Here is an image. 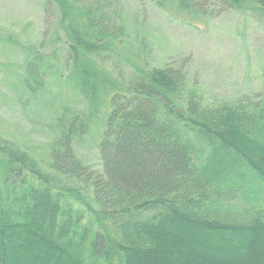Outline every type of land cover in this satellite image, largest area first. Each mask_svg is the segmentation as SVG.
I'll list each match as a JSON object with an SVG mask.
<instances>
[{"label":"trees","instance_id":"1","mask_svg":"<svg viewBox=\"0 0 264 264\" xmlns=\"http://www.w3.org/2000/svg\"><path fill=\"white\" fill-rule=\"evenodd\" d=\"M177 8L264 15V0ZM44 9L57 12L65 49L33 51L24 88L38 92L59 67L87 107L57 117L47 163L0 138V264H264V64L257 94L206 103L183 66H101L128 37L121 0ZM105 105L95 171L73 143Z\"/></svg>","mask_w":264,"mask_h":264},{"label":"rangeland","instance_id":"2","mask_svg":"<svg viewBox=\"0 0 264 264\" xmlns=\"http://www.w3.org/2000/svg\"><path fill=\"white\" fill-rule=\"evenodd\" d=\"M121 4L128 37L108 58L114 63L101 64L107 71L126 76L154 66H183L206 103L245 99L261 90L263 14L226 9L208 17L179 10L177 0ZM44 6L45 0H0V138L47 163L57 117L87 106L59 67L49 71L38 92L24 88V69L33 51L58 58L65 49L57 12H46ZM106 116L107 105L73 143L77 157L95 171L101 170L98 143ZM199 149L205 156L207 148Z\"/></svg>","mask_w":264,"mask_h":264}]
</instances>
